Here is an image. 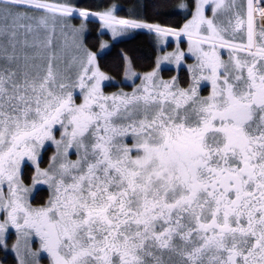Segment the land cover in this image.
Masks as SVG:
<instances>
[{"label":"snow or ice","instance_id":"obj_1","mask_svg":"<svg viewBox=\"0 0 264 264\" xmlns=\"http://www.w3.org/2000/svg\"><path fill=\"white\" fill-rule=\"evenodd\" d=\"M226 6L196 0L179 30L119 19L112 9L80 10L113 36L140 28L184 36L196 59L187 89L175 78L157 82L152 72L142 89L105 95L110 77L95 53L80 51L75 34V79L57 70L70 34L62 31L58 44L56 25L71 27L58 17H73V6L0 0V244L15 229L20 264H40L41 253L50 264H264V44L254 41L264 0H246V44L227 39L215 23ZM244 24L238 13L233 31ZM220 49L229 51L227 63ZM184 55L172 54L174 62ZM202 82L210 85L207 96L199 93ZM49 142L56 153L41 169ZM28 162L35 166L31 188L22 178ZM39 185L50 195L34 208Z\"/></svg>","mask_w":264,"mask_h":264},{"label":"rangeland","instance_id":"obj_2","mask_svg":"<svg viewBox=\"0 0 264 264\" xmlns=\"http://www.w3.org/2000/svg\"><path fill=\"white\" fill-rule=\"evenodd\" d=\"M72 1L73 0H59V1L49 2V3L69 4L72 6V4H71ZM231 2H232V0H226V4L228 6H226L224 9L219 10V12L217 13V15L215 17V23L219 27L227 29V31L225 33H223L227 39L232 40L235 43L246 44L247 43L246 0H235V4H236L235 7H231ZM195 3H196V0H193L192 13L195 9ZM186 4H185V9H187ZM241 5H244L245 7L241 8ZM75 10H76V14L73 15V17H71V18L58 17V20H61V19L71 20L73 18L74 19L77 18V19L81 20L82 24H80L79 26H73L72 22L69 21L71 27H67V28H63V29L61 28V25L59 23H57V25H56V33H57V37H58L57 43L58 44H61V45L64 44V37L62 36V31L68 32L70 34L69 38L67 40V48H66L67 54L64 56L63 60L57 62V70L61 73H64L66 76L70 77L72 80L75 79L76 73L79 70L78 64H71L72 55L77 54V49L75 47V44L73 43L72 34H75V42L82 44V47L80 48V51L82 52L83 49H86V47L83 45V40H82V34H85V30H86L85 25H84L85 22L97 21L100 24L99 33L107 35V37H104V38L101 37V43H100L99 49L96 52H93L96 54L97 58H98V56L106 53L109 50V48L112 46L113 43L130 37L132 35V32H133L131 29H125V30H122L121 34L113 36V33L111 32V30H109L108 28H105L103 26V24L101 23L99 18H95V17L89 15V17L87 19H85V18H82L78 15V12L81 9H75ZM192 13H191L190 18H188L184 22V24L187 23V21L192 18ZM238 13L243 16V18L245 20V24H244L243 29L241 31L234 32L233 29L235 28L236 16ZM205 15H206V17H208L210 19L213 18V14L211 11V5L205 6ZM119 19H123V18H119ZM229 21H231V24H229ZM184 24L182 25L181 28H183ZM259 27L260 28L264 27V20H261L259 17H257L256 35L254 36V41L256 42V44L259 43L258 45H261L260 43L264 42V36L261 35L262 32L259 30ZM140 29H144L146 31H149L147 28H140ZM75 30H80V31L76 32ZM149 33L157 35L153 31H149ZM157 37H158V39H157V52H156L155 66L153 67L152 70H150L148 72H145V73L135 72L131 68V65L129 63L128 58L125 57L124 74L120 79H115V78L110 77L106 73H104L99 68L98 63H97V59H96V66L99 68V70L101 72H103L105 75H107L108 77H110V80L104 81L102 83V91L104 92L105 95L123 94V93L131 94L134 91V89H137V88L142 89L143 83H144L143 78L146 76V74L152 73V72H156V76L154 77V80H156L157 82L171 83L173 81V78H175V76L164 78L163 74H162V71L164 69L178 70L179 68L184 67V68H187V70L189 71V67L196 64V63H194V62H196L195 57L192 56L188 51V40L186 37L181 36L179 39L172 37V36L160 37L157 35ZM102 45H106V47H102ZM169 45H170L171 49H168ZM204 47L207 48L208 45H204ZM178 51L183 52L185 54L184 59L182 60V62L179 65H177L174 62V58L172 56V54L177 53ZM219 51L221 52V54L222 53L227 54L229 52L227 49H220ZM165 57L172 58V62L166 61L164 59ZM223 60L227 63L229 61V54H228V58L227 59L224 58ZM158 62H159V68L157 67ZM133 73L135 75H132ZM189 75L191 76V73ZM176 81H177V79H175V82ZM191 83H192V79L190 80L189 86ZM107 86H113V88L110 91H107L105 89ZM176 86L180 87L178 82H176ZM74 97L76 98V103L82 102L78 88L75 89V91H74ZM54 134L56 136V139H60L59 131H56ZM48 147H51L52 152L48 158L46 165L43 166L41 164L42 152ZM55 153H56L55 145H52L50 142L45 145L44 149L40 150L39 166L41 169H48L49 168V165L52 163V157L55 155ZM75 158H76L75 155L71 156V159L74 160ZM26 164H29L34 169L33 170V176H34L35 175V166L32 165L30 162H28ZM22 170H23V167H22ZM33 176H32V178H33ZM24 185L26 187L31 188L32 187V181L30 184H24ZM37 187H39L40 189H42V188L48 189L46 185H39ZM3 190H4L5 194H7V186L6 185L3 186ZM49 195H50V193H49ZM30 201H31V198H30ZM45 204H43V205H45ZM43 205H41V206H43ZM31 206L34 208L41 207V206H33L32 204H31ZM3 215H4V213L0 212V219L3 218ZM4 241H5L4 244H0V264H5V262H3V259L7 255H11L15 259L16 264H20L19 260L17 259L16 252L13 251V245L17 243V237H16L15 229L10 228L4 234ZM30 246L32 247L33 251H37L39 249L38 239L33 237L32 240L30 241ZM23 251H24L23 241H21V253L22 254H23ZM37 259H39L40 264H50L49 259L47 258L46 254H44V253H41Z\"/></svg>","mask_w":264,"mask_h":264},{"label":"trees","instance_id":"obj_3","mask_svg":"<svg viewBox=\"0 0 264 264\" xmlns=\"http://www.w3.org/2000/svg\"><path fill=\"white\" fill-rule=\"evenodd\" d=\"M59 0H48V2ZM187 3V4H186ZM72 6L87 12L103 13L110 9L117 18L134 20L141 23L159 25L162 28L179 30L184 22L190 18L193 10V0H73ZM185 4L187 9H185ZM184 5V7H181ZM73 26L82 24L80 19L69 20ZM85 34H82L83 45L87 50L96 52L101 43L100 24L97 21H87ZM132 35L112 44L109 50L98 56L99 68L112 78L120 79L125 70V57L128 58L131 68L137 73H145L155 66L157 52V35L149 33L144 29H131ZM168 49H171L170 45ZM196 63V62H194ZM163 77L175 76L179 86L188 87L191 77L187 68L164 69ZM113 86L105 89L110 91ZM51 147L46 148L42 153L41 164L46 165L51 155ZM33 168L25 164L22 170L24 184H30L33 176ZM49 199V191L42 188L34 198H31L33 206H41ZM3 262L5 264H16L11 255H7Z\"/></svg>","mask_w":264,"mask_h":264},{"label":"flooded vegetation","instance_id":"obj_4","mask_svg":"<svg viewBox=\"0 0 264 264\" xmlns=\"http://www.w3.org/2000/svg\"><path fill=\"white\" fill-rule=\"evenodd\" d=\"M259 30L261 31V32H264V27H262V28H260L259 27ZM261 42V41H260ZM256 43V42H255ZM259 44V43H258ZM258 44H256V45H258ZM260 44H264V42L263 43H260ZM254 50V49H253ZM228 54H229V52L226 54V53H222V59H224V58H228ZM237 55H239L241 58H245L246 56H247V54L245 53V52H240V53H237ZM250 59V58H249ZM191 77V76H190ZM178 87V86H177ZM210 85L209 84H207L206 82H202L201 83V87H200V90H199V93H200V95L201 96H207V95H209V93H210ZM178 88H180V89H187V88H189V86L188 87H184V88H182V87H178Z\"/></svg>","mask_w":264,"mask_h":264},{"label":"water","instance_id":"obj_5","mask_svg":"<svg viewBox=\"0 0 264 264\" xmlns=\"http://www.w3.org/2000/svg\"><path fill=\"white\" fill-rule=\"evenodd\" d=\"M89 13H94V12H89ZM92 16V15H91ZM93 17H95V18H99L98 16H93Z\"/></svg>","mask_w":264,"mask_h":264}]
</instances>
